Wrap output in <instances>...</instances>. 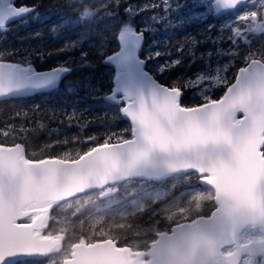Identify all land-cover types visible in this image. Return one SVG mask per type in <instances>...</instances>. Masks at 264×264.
<instances>
[{"label":"snow or ice","instance_id":"6c2138e0","mask_svg":"<svg viewBox=\"0 0 264 264\" xmlns=\"http://www.w3.org/2000/svg\"><path fill=\"white\" fill-rule=\"evenodd\" d=\"M40 5L28 4L24 0H0V30L8 31L7 25L14 20L27 23V17L36 14ZM62 7L72 10L74 16L61 17L51 28L62 37V46L54 52L33 50L12 62L16 53L0 51V98H16L43 90L53 89L62 76L72 69L63 62L46 71H38L29 57L68 54L75 51L85 40L99 38V47L105 40L116 42L111 54L105 53L104 63L114 66V76L107 89H101L100 99L112 110V119L130 121L122 130H105L103 138L93 134L73 143L87 145L79 155L80 167L64 170L58 165L71 162L70 152L62 160L58 156L29 159L24 145L16 142L27 139L28 131L41 132L47 125L41 123L38 111L35 121L29 113L16 112V117L27 119L36 125L25 129L23 123L15 132L14 125L0 127V192L10 187L17 177L34 184L51 178L59 181L62 176L79 178L88 186L94 177L89 169H97L99 181L115 179L117 174L159 178L177 171L173 161H183L180 167L189 181L194 175L197 184L208 186L206 192L193 191L188 207L181 208V219L172 224L169 231L155 233L156 239L145 250L133 251L118 241L105 240L85 245L73 253L78 264H92L104 251L100 245L112 246L114 254L122 264H255L256 250L241 246L235 235L238 221L253 226L264 225V0H198L195 11L187 20L201 21L217 18L225 13L234 17L219 28L208 23L204 35L212 44H227V50L216 49L218 56H228L239 66L232 73L228 64L212 69L211 65L192 75L175 76L167 85L157 82L154 74L161 76L182 65L187 54L194 56L187 44H199L196 37L187 36L185 42L176 46L180 56L164 59L155 65L154 73L146 71L149 61L171 57L168 50H147L144 58L140 51L149 23L171 24V14L184 5L172 0H65ZM151 13L148 23L143 14ZM140 19L138 28L136 20ZM103 25V27H101ZM83 31H77V27ZM227 30V31H226ZM82 62L88 53L80 50ZM212 53H209L211 56ZM220 88L222 94L213 98L206 89ZM199 91L203 102L188 104L186 94ZM68 126L77 121V126L87 128L95 119H104L97 114L92 120H84L83 113L61 111ZM15 119V117H14ZM22 120V121H23ZM63 122V121H62ZM18 133H23L22 136ZM11 137V142L10 138ZM67 143V141H65ZM54 145H45L50 149ZM141 154V159H135ZM243 177V182L238 183ZM181 193V197L186 195ZM195 204L194 209L191 205ZM207 214L193 215L196 213ZM24 213L12 210L0 221V264H37L43 260L59 241L43 235V224L36 220L23 224L18 221ZM171 214L167 219L173 221ZM232 225L229 239H225L223 224ZM225 243L233 245L225 257L221 249ZM264 253V235L255 240ZM247 258L241 260L242 252Z\"/></svg>","mask_w":264,"mask_h":264},{"label":"trees","instance_id":"16d2710c","mask_svg":"<svg viewBox=\"0 0 264 264\" xmlns=\"http://www.w3.org/2000/svg\"><path fill=\"white\" fill-rule=\"evenodd\" d=\"M28 4L40 5L38 15L32 14L27 17L28 22L14 20L7 25L8 31L0 30V51L9 50L16 53L12 62L18 61L21 56H27L33 50L54 52L62 46L63 40L59 33L52 32L51 28L61 17L74 16L72 10L62 7L65 0H24ZM78 0H73L77 3ZM143 3V0H137ZM173 4L184 5L178 11L171 14L173 23H149L145 32L144 43L140 56L144 58L147 50H168L171 57H162L158 60L149 61L146 71L154 73L155 65L162 63L164 59H175L180 56L176 46L185 42L187 36L196 37L199 44H187L194 52L191 58L186 54L182 65L172 72L163 76L154 74V78L163 85H167L178 74L192 75L211 65L212 69L223 68L228 64L232 73L239 66L238 62L232 61L228 56H218L216 49L227 50V44H212L204 35L205 25L212 23L218 28L230 21L234 13H229L221 18H209L208 20H187L197 9L194 5L198 0H172ZM259 0H257V3ZM151 13L143 14L142 19L148 23ZM137 27L141 26L140 19L136 20ZM103 27V25H101ZM77 31H83V27H77ZM227 31V30H226ZM81 47L87 52V58L82 62L80 55ZM116 48V42L105 40L103 47H99V38L85 40L75 51L68 54L46 56L41 60L33 54L29 57L36 70H47L53 66L67 62L72 69L66 73L58 85L48 91L35 93L28 96L0 99V127L14 125L10 131L15 132L23 123L25 129L35 128L36 125L29 120L35 121L38 111L41 123L47 125L44 131H28L27 139H20L24 145L26 156L31 159L35 152L36 159L44 156L59 157L62 160L69 159L64 156L70 152V160H76L79 155L87 150V145L73 143V137L78 136L83 140L85 136L93 134L101 139L105 130H122L129 127L130 122L124 119L113 120L112 110L100 99L101 89H107L114 76V66L104 63L105 53L111 54ZM209 53H212L209 56ZM213 98L222 94L220 88L206 89ZM185 102L194 104L203 102L199 91H190L186 94ZM23 110L29 113V120L16 117V112ZM83 113L84 120H92L97 114L105 116L97 118L89 127L80 128L77 121L68 126L66 117L60 115L61 111ZM15 117V119H14ZM23 120V121H22ZM63 121V122H62ZM22 136L23 133H18ZM11 142V137L9 138ZM67 141V143H65ZM54 145L47 149L45 145ZM208 188L197 184L193 175L189 181L185 173L164 175L160 179L131 178L118 183L107 185L103 190H93L78 197L70 198L54 205L46 217V228L43 234L61 239L59 249L53 251L43 260L37 258V264H62L63 259L69 256L71 247L76 243H92L106 239L118 241L121 246L127 245L132 250H145L153 240L155 233L169 231L176 221L181 219V208L188 207V200L193 191L206 192ZM106 192L104 196L102 193ZM187 194L181 197V193ZM194 209L195 204L191 205ZM175 214L173 221L167 219L168 215ZM207 214L196 213L193 215Z\"/></svg>","mask_w":264,"mask_h":264},{"label":"water","instance_id":"95a60500","mask_svg":"<svg viewBox=\"0 0 264 264\" xmlns=\"http://www.w3.org/2000/svg\"><path fill=\"white\" fill-rule=\"evenodd\" d=\"M227 14H229V13L222 14L220 17H217V18H221L223 16H226ZM47 70H49V69H47ZM38 71H46V70H38ZM59 81H58V83H59ZM58 83H57V85H58ZM50 90H52V89L43 90L41 92H48ZM41 92H35V93H41ZM35 93H32V94H35ZM32 94H29V95H32ZM25 96H28V95H25ZM0 99H2V98H0ZM94 156H95V154H94ZM94 156L93 157H85V161H80V163H76V161L79 160V158H77L76 160H73L69 163H65L62 165H58L57 167H60L61 169H64V170H71L74 168H78V167H80L81 164L86 163L87 160L93 159ZM134 158L135 159H141L142 156H141V154H137ZM173 163L177 166V171L169 173L167 175H173L176 173L184 172L180 166L185 162L173 161ZM99 171H102V169H100L99 167L97 169H89L88 170L89 175L94 177V179L89 182L88 186H85L84 182L82 180H80L79 178H75L72 176H62L59 181L48 178V179H44V180L40 181L38 184H34L25 178L17 177L15 179L14 183L10 187H6L2 192H0V221L3 220L5 213L10 208L17 212V210L20 206H22L23 204L29 203V202H35V201L43 200L46 198H52L53 201H50V202H54V203L58 204V203H61L65 200H68L70 198L78 197L80 195L88 193L90 191H93L96 189H102L109 184H112L114 182L121 181L124 179H131V178H135L136 176L142 177V179H149L146 176L136 175V174H132V173L128 172L127 174H123V173L117 174L115 179H106L103 183H101L99 181V178L97 177V172H99ZM163 176L164 175L162 174L159 176V178H152V179H160ZM242 182H243V177L239 178V180H238V183H242ZM201 186L208 188V186L204 185V184H201ZM105 193L106 192H103L102 196H104ZM34 220L41 221L40 218H36ZM247 224H250V223H244L243 221H238L235 224V230H236L235 235L237 236L238 233ZM257 226L261 227L264 230V225L258 224ZM222 228H223V231L225 233V239H229L228 233H230L232 225L230 223L226 222L223 224ZM106 240H109V239H106ZM103 241H105V240H103ZM98 242H100V241H95L92 243H76V244H74L71 256L66 258V260L63 264H78V262L75 261L73 258V253L80 251L81 248L85 245L97 244ZM229 245H231V243H225L222 248L229 246ZM100 247L104 251L99 255V257L97 259L92 261V264H122V262L116 257V255L109 254L112 251V246H110L108 244H101ZM250 248L255 250L254 246H252Z\"/></svg>","mask_w":264,"mask_h":264},{"label":"rangeland","instance_id":"374dc122","mask_svg":"<svg viewBox=\"0 0 264 264\" xmlns=\"http://www.w3.org/2000/svg\"><path fill=\"white\" fill-rule=\"evenodd\" d=\"M135 178L142 179V177H139V176H136ZM124 180H126V179H124ZM121 181H123V180H121ZM121 181H117V182H114V183H118V182H121ZM114 183H112V184H114ZM104 188L96 189V191L97 190L101 191ZM54 205H57V204L54 203V202H48V203H43V204H39V205H32V206L29 207L30 210H32L31 213L28 214L26 217L22 218L21 220H19L18 222L19 223H31L34 219L40 218L41 221H37V223L45 225V227H43V229H42V233H43L44 229L46 228V217H47L49 211L51 210V208ZM261 235H264V230L261 227H259L257 225L253 226L252 224H247L237 235V240L239 241L241 246H247L249 248L252 247V246L255 247L256 254L253 257V260L255 261V264H264V253H262L260 251V246H258L257 243H255V240L258 239ZM53 238H55V237H53ZM55 240L59 241V247H60L61 239L60 238H55ZM73 247H74V245L71 247V251H70L68 257L71 256V253L73 251ZM232 248H233L232 244L229 245V246H226V247L221 249V253L223 254V256L226 257L228 255V253L232 250ZM55 250H57V249H54L53 251H55ZM133 251L135 252V251H138V250H133ZM246 258H247V251H244V252H242L241 260L243 261ZM65 260H66V258L63 259L62 264L65 262Z\"/></svg>","mask_w":264,"mask_h":264},{"label":"bare ground","instance_id":"6f19581e","mask_svg":"<svg viewBox=\"0 0 264 264\" xmlns=\"http://www.w3.org/2000/svg\"><path fill=\"white\" fill-rule=\"evenodd\" d=\"M50 201H53L52 198H46V199H43V200H39V201H35V202H29V203H26V204H23L22 206H20L17 210V213L19 212H22L24 213L23 217H26L27 214H30L32 210H30V206L32 205H39V204H43V203H48ZM23 224H29V223H23ZM237 238V236H236Z\"/></svg>","mask_w":264,"mask_h":264}]
</instances>
